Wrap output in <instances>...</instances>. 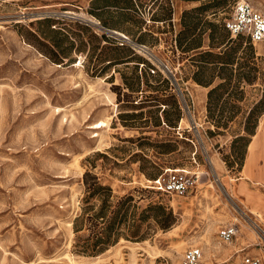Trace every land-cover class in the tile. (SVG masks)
<instances>
[{
  "label": "rangeland",
  "instance_id": "374dc122",
  "mask_svg": "<svg viewBox=\"0 0 264 264\" xmlns=\"http://www.w3.org/2000/svg\"><path fill=\"white\" fill-rule=\"evenodd\" d=\"M93 1L0 0V264H180L189 246L202 248L205 264H238L235 245L220 242L217 231L237 223V241L254 242L253 223L264 230L263 212L248 207L236 188L249 137L264 113V42L227 43L221 28L236 0L214 16L210 9L201 14L202 43L189 52L177 46L183 11L177 13L176 0H117L108 10L128 12L127 20L114 18L121 30L92 13ZM247 1L264 14V0ZM168 8L171 18L162 21ZM45 18L75 40L63 63L43 41L37 22ZM207 22L220 26L213 46ZM122 41L136 54L126 49L120 55L134 58L102 72L105 55ZM231 50L232 63H222ZM206 51L217 62L200 67L198 54ZM220 83L209 111L208 91ZM101 121L108 127L89 129ZM176 167L193 179L186 196L146 188L159 171ZM85 172L118 196L131 192L138 213L160 204L174 222L162 228L149 218L141 225L143 240L122 237L95 256L74 251Z\"/></svg>",
  "mask_w": 264,
  "mask_h": 264
},
{
  "label": "trees",
  "instance_id": "16d2710c",
  "mask_svg": "<svg viewBox=\"0 0 264 264\" xmlns=\"http://www.w3.org/2000/svg\"><path fill=\"white\" fill-rule=\"evenodd\" d=\"M93 4L95 6L94 10H92V13L96 16H99L103 24L109 28L121 30L122 28L117 24L116 21H114V18L118 17L121 20H127L129 18L128 12L108 10L112 6H118L117 0H94ZM227 6H229V1L227 0H210L203 4H199L190 9L184 10L181 15L182 29L178 31L176 38L178 48L184 52H189L200 47L202 43L201 37L204 31V29L201 30L200 27V24H202L201 14L210 9V14L214 16L218 11H222ZM128 8L129 7H127V9ZM104 13H108L110 20L105 18L103 15ZM170 15L171 11L170 8H168L167 14H165L161 20H169L171 18ZM54 22L55 20L52 18H45L39 19L37 24H39V31L44 38V43L47 44L45 40L52 43L50 46L52 49H54V51L49 53L50 57L53 58L57 63H63L65 58H69L73 49L76 48L75 40L70 38V30L69 32L68 30L65 32L61 29L52 27L53 24H55ZM207 23L209 26V45L213 46L212 41L214 40L215 32L219 30L220 26L214 24L213 22ZM76 25H78L83 30H88V27L84 24L78 23ZM221 29L223 31L225 30L226 32L224 38H226L227 43L236 42L237 40L244 38L248 43L252 44L247 36L239 34L235 37H230V34L224 28V25ZM200 30L201 32H199ZM72 35L78 37V34L75 31H72ZM124 35L127 36L126 34ZM102 38L103 40L107 41L116 40L114 39V36H108L107 34H103ZM127 38L129 40V36H127ZM126 49L129 48L125 41H122V43L114 46L113 50L115 52L112 51L110 54H106L104 60H102L103 62L108 63L104 64V66H101V71L103 72L107 67L114 66L124 61H131L134 57L131 56V60H124V57L120 55V53H123ZM129 51L131 54H133V56L136 54V52L131 47ZM232 52L233 51L231 50L226 53V59L221 62L224 64H231ZM213 55L214 54L210 51L198 54L200 57V59H198L199 66L201 67V65L217 62V60L209 58L213 57ZM101 59H103V56H101ZM140 62L143 63V65L149 66L148 69L150 73L159 75L158 71H160V69L158 67H154L153 64H151L153 66L149 65L148 60L141 58ZM151 70H154V72ZM244 78L247 79V75H244ZM194 79L198 83L203 82L197 75L194 76ZM223 86L224 84L220 83L210 88L208 91L209 111L210 104L213 102L212 100H217V98L220 97V94H218L214 98L216 92ZM162 171L163 170L159 171L151 179L156 178ZM84 181L87 194L82 199L81 210L73 221L75 233L73 249L76 252L88 256L99 255L107 251L110 247L116 245L122 239V237L126 240L132 241L143 240L145 238V233L142 232L141 225L143 221H147L149 218L154 219L156 223H158V225L162 228L169 227L175 220L172 212L170 210H165V208L160 204H150L148 207L138 213V207L131 192L122 196L116 195L112 186L109 184H104L100 177L96 174L85 172ZM146 188L156 192L151 188ZM148 210H151L152 214L148 215L146 213ZM161 215L164 216L163 222L159 220ZM86 230L87 233L85 232Z\"/></svg>",
  "mask_w": 264,
  "mask_h": 264
},
{
  "label": "built area",
  "instance_id": "2783aa9c",
  "mask_svg": "<svg viewBox=\"0 0 264 264\" xmlns=\"http://www.w3.org/2000/svg\"><path fill=\"white\" fill-rule=\"evenodd\" d=\"M223 25L230 37L241 34L247 36L252 44L264 42V14L247 0H236L233 3L228 17L223 20ZM123 36L122 38L128 40L127 36ZM165 69L170 74L172 73L166 66ZM151 71L154 72V70ZM183 100L186 108V110L183 108V111L190 115L189 105L184 98ZM192 186L193 179L189 171L183 167H176L173 169L164 168L156 178L148 180L146 187L160 194L184 197ZM256 228L258 234L255 241L247 242L235 250V253L239 255L238 264H264V230L258 226ZM238 232L237 223H231L220 227L217 237L220 242L233 244ZM180 264H205L202 248L199 246L185 248L181 254Z\"/></svg>",
  "mask_w": 264,
  "mask_h": 264
},
{
  "label": "crops",
  "instance_id": "0c3cea01",
  "mask_svg": "<svg viewBox=\"0 0 264 264\" xmlns=\"http://www.w3.org/2000/svg\"><path fill=\"white\" fill-rule=\"evenodd\" d=\"M176 5L179 8L177 13L180 14L181 11L199 4L195 0H176ZM236 181L238 196L241 200L248 207L257 209L264 215V113L258 119L255 130L249 137ZM253 226L258 225L253 223ZM238 228L240 232L239 225ZM236 241L237 237L233 243L236 249L249 242L248 239L244 242Z\"/></svg>",
  "mask_w": 264,
  "mask_h": 264
},
{
  "label": "bare ground",
  "instance_id": "6f19581e",
  "mask_svg": "<svg viewBox=\"0 0 264 264\" xmlns=\"http://www.w3.org/2000/svg\"><path fill=\"white\" fill-rule=\"evenodd\" d=\"M120 36L124 35V34H119ZM108 127V123L106 121H101L97 124H94V125H91L89 127V129H93V130H101L103 128H106ZM100 137V134H96L95 136H93V138H99ZM255 232L258 234L257 230L255 229Z\"/></svg>",
  "mask_w": 264,
  "mask_h": 264
},
{
  "label": "water",
  "instance_id": "95a60500",
  "mask_svg": "<svg viewBox=\"0 0 264 264\" xmlns=\"http://www.w3.org/2000/svg\"><path fill=\"white\" fill-rule=\"evenodd\" d=\"M114 33H116L115 31H114ZM117 34V33H116ZM122 35V34H121ZM122 37H124L123 35H122Z\"/></svg>",
  "mask_w": 264,
  "mask_h": 264
}]
</instances>
